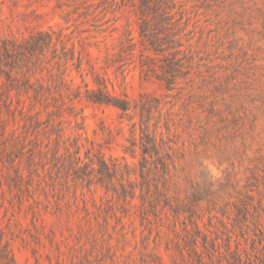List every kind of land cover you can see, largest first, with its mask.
<instances>
[{
    "label": "rangeland",
    "instance_id": "374dc122",
    "mask_svg": "<svg viewBox=\"0 0 264 264\" xmlns=\"http://www.w3.org/2000/svg\"><path fill=\"white\" fill-rule=\"evenodd\" d=\"M168 1L189 66L171 91L141 73L138 0H0V42L51 36L16 83L0 72V238L16 264H264V0ZM127 35L134 57L115 63ZM96 78L159 99L147 130L168 174L131 175L133 199L68 167L100 154L138 173V117L86 101ZM156 185L166 198L143 207Z\"/></svg>",
    "mask_w": 264,
    "mask_h": 264
},
{
    "label": "trees",
    "instance_id": "16d2710c",
    "mask_svg": "<svg viewBox=\"0 0 264 264\" xmlns=\"http://www.w3.org/2000/svg\"><path fill=\"white\" fill-rule=\"evenodd\" d=\"M172 6L168 0H138L136 5V16L138 18L139 29V54L138 63L141 73L147 76L149 73L158 81L164 84L166 90L171 91L175 88L178 79L184 78L188 74V57L179 37L177 21L171 14ZM49 32H38L30 36L22 43L16 44L11 40L0 42V72L12 84V71L21 66L28 57L35 53L42 52L50 44ZM137 45L133 39L127 35L120 42L115 63L124 60H131ZM65 54V53H64ZM121 66L118 67L121 68ZM16 83V82H15ZM97 88L87 90L84 99L96 105L111 106L119 111L121 119L133 120L138 117L139 142H131L130 148L125 150L131 156L135 155L138 147L140 160L137 170H131L128 165L121 164L118 160L108 164L100 154L92 157L86 155L88 163L80 166V158L74 156L68 163V167L73 171L76 180L85 181L86 184H99L107 191H117V186L121 189L118 197L127 200V197H135L136 185L130 181V176H138L142 181V186L148 182L147 172L151 167L156 169L160 166L163 175L168 174L170 157L161 156L162 144L157 142L154 134L148 133V124L153 119L154 113L159 110V99L148 94H140L136 100H129L125 95L118 96L110 94L100 78L95 79ZM80 93L77 92L76 97ZM136 123L132 124L135 128ZM77 155V152L75 153ZM128 187V189H126ZM145 191V190H144ZM143 191L140 188V200L142 206H151L158 203L160 198L166 197L155 186L154 194L149 190ZM154 196V197H153ZM144 219V218H143ZM192 244L196 245V239L192 238ZM0 264H16L7 244H2L0 238Z\"/></svg>",
    "mask_w": 264,
    "mask_h": 264
},
{
    "label": "clouds",
    "instance_id": "9594fccd",
    "mask_svg": "<svg viewBox=\"0 0 264 264\" xmlns=\"http://www.w3.org/2000/svg\"><path fill=\"white\" fill-rule=\"evenodd\" d=\"M213 175L218 177L219 176V173L216 172L215 170H213Z\"/></svg>",
    "mask_w": 264,
    "mask_h": 264
}]
</instances>
